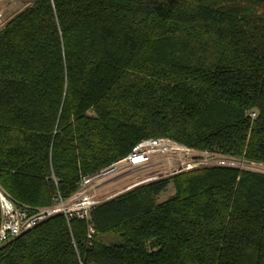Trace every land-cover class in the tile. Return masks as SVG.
Segmentation results:
<instances>
[{
    "label": "trees",
    "instance_id": "1",
    "mask_svg": "<svg viewBox=\"0 0 264 264\" xmlns=\"http://www.w3.org/2000/svg\"><path fill=\"white\" fill-rule=\"evenodd\" d=\"M155 138L264 165V0H34L0 28V189L17 206L65 200ZM0 264H264V175L138 186L42 221Z\"/></svg>",
    "mask_w": 264,
    "mask_h": 264
},
{
    "label": "built area",
    "instance_id": "2",
    "mask_svg": "<svg viewBox=\"0 0 264 264\" xmlns=\"http://www.w3.org/2000/svg\"><path fill=\"white\" fill-rule=\"evenodd\" d=\"M203 153L208 155L206 152ZM206 163L205 156L197 155L194 150L168 139H145L136 144L122 159L90 176L82 177L76 191L69 198L65 200L56 198L49 207L29 210L17 206L0 189V245L14 240L21 233L54 215H63L67 223L72 219L87 220L90 210L99 204L92 192L103 183L113 182V186H116L126 181L132 182L129 187L122 190L125 191L136 185L141 186L165 177L204 168Z\"/></svg>",
    "mask_w": 264,
    "mask_h": 264
},
{
    "label": "rangeland",
    "instance_id": "3",
    "mask_svg": "<svg viewBox=\"0 0 264 264\" xmlns=\"http://www.w3.org/2000/svg\"><path fill=\"white\" fill-rule=\"evenodd\" d=\"M34 0H0V14H7V16H11L13 14L18 13ZM4 18V15H3ZM195 154L200 155V156H205V160H207V163L204 167H229V168H234V169H240V170H245V171H252V172H259L264 174V165L261 164H255V163H249L240 159H235L231 157H225V156H217L215 154L207 153L208 155H205L203 152H197L194 151ZM203 154V155H202ZM241 162L244 165L247 166V168H238L236 166L231 165V163H238ZM163 177V176H162ZM172 177V176H171ZM170 178L169 177H165ZM113 182L110 183H103L102 185L98 186L93 190V195L94 198L100 203L104 202L108 198L117 195L119 192L124 190L125 188L129 187L132 182L126 181L123 184H119L116 186H113ZM115 190V191H114ZM174 192V188L172 184H169L168 187L164 192H162L158 197L157 201L162 202L168 199ZM109 196L107 198H101L102 196H106L108 194ZM111 193V194H110Z\"/></svg>",
    "mask_w": 264,
    "mask_h": 264
},
{
    "label": "crops",
    "instance_id": "4",
    "mask_svg": "<svg viewBox=\"0 0 264 264\" xmlns=\"http://www.w3.org/2000/svg\"><path fill=\"white\" fill-rule=\"evenodd\" d=\"M3 15H4V18H3ZM5 15H7V14H2V16H1V14H0V28L7 22V21H9L15 14H13V15H11V16H7V17H5Z\"/></svg>",
    "mask_w": 264,
    "mask_h": 264
},
{
    "label": "water",
    "instance_id": "5",
    "mask_svg": "<svg viewBox=\"0 0 264 264\" xmlns=\"http://www.w3.org/2000/svg\"><path fill=\"white\" fill-rule=\"evenodd\" d=\"M236 169H237V168H236ZM238 170H240V169H238ZM257 173H259V172H257ZM260 174H263V173H260ZM263 175H264V174H263ZM137 186H139V185H136V186H134V187H132V188H129L128 190L121 191V192H119L117 195H114V196L108 198V199L105 200L104 202L109 201V200H111V199H113V198H115V197H117V196H119V195H122V194H124V193L130 191L131 189H134V188L137 187ZM104 202H102V203H104Z\"/></svg>",
    "mask_w": 264,
    "mask_h": 264
},
{
    "label": "bare ground",
    "instance_id": "6",
    "mask_svg": "<svg viewBox=\"0 0 264 264\" xmlns=\"http://www.w3.org/2000/svg\"><path fill=\"white\" fill-rule=\"evenodd\" d=\"M231 165L236 166V167H238V168H247V166L244 165V164L241 163V162H238V163H231ZM114 191H115V190H114ZM106 194H108V193H106ZM110 194H111V193H110ZM108 196H109V194L106 195V196H102L101 198H107Z\"/></svg>",
    "mask_w": 264,
    "mask_h": 264
}]
</instances>
